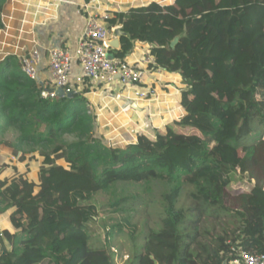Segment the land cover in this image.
<instances>
[{
  "label": "trees",
  "instance_id": "obj_1",
  "mask_svg": "<svg viewBox=\"0 0 264 264\" xmlns=\"http://www.w3.org/2000/svg\"><path fill=\"white\" fill-rule=\"evenodd\" d=\"M7 1L0 0V132H19L16 143H1L19 162L0 166V216L9 213L11 223L0 228V264H113L109 252L91 248L94 194L152 179L170 184L164 230L137 264H230L233 246L264 252V0L146 1L112 11L109 26L122 25L113 56L126 58L145 42L154 66L188 86L178 116L161 132L135 130L130 143L97 127L91 100L100 88L41 97V85L4 46ZM24 146L38 155L29 158ZM186 187L187 208L179 206ZM222 216L229 225L221 234L202 230ZM136 232L127 216L110 236Z\"/></svg>",
  "mask_w": 264,
  "mask_h": 264
},
{
  "label": "crops",
  "instance_id": "obj_2",
  "mask_svg": "<svg viewBox=\"0 0 264 264\" xmlns=\"http://www.w3.org/2000/svg\"><path fill=\"white\" fill-rule=\"evenodd\" d=\"M131 1L133 0H99V3L121 13L131 7ZM83 2L84 0L7 1L2 13L5 24L1 30L4 32V46L10 47L18 57L34 46L39 47L41 63L38 83L50 86L53 82L48 70L51 49L64 48L75 57L86 25L81 6ZM116 39L117 37L112 39L111 43ZM113 48L117 47L112 45ZM149 48V44L136 41L126 58L132 63L139 62L149 52ZM80 72L81 69L74 60L72 77ZM145 77L141 86L124 87L116 84L112 87L102 85L94 88L101 89L93 91L91 100V107H96L99 114L97 127L101 124L104 129L114 128L111 137L115 138H110L112 141L119 139L123 143L133 142L135 136L131 133L132 130L161 132L167 118L178 116L179 100L186 89L180 82V76L174 72H158L153 67H148ZM137 89L154 94L149 99H138L135 95Z\"/></svg>",
  "mask_w": 264,
  "mask_h": 264
},
{
  "label": "built area",
  "instance_id": "obj_3",
  "mask_svg": "<svg viewBox=\"0 0 264 264\" xmlns=\"http://www.w3.org/2000/svg\"><path fill=\"white\" fill-rule=\"evenodd\" d=\"M82 10L85 13L86 25L80 37L75 57L64 48L50 50L48 70L52 77L50 86L41 85V97L57 99L61 97L58 89L63 90V96L81 92L86 85L93 89L97 86L112 87L116 84L124 87L141 86L145 82L147 68L155 67L156 61L149 52L145 53L139 62L132 63L127 58L115 57L111 54L112 39L118 37L122 25L109 26L112 11L99 0H84ZM22 70L31 79L38 82V69L41 63V53L37 46L19 57ZM77 61L81 72L72 77L73 61ZM155 65V66H154ZM154 93L147 90H136L138 99H149ZM131 133L135 136V130ZM237 253L230 264H264V252L254 253L248 250L232 247Z\"/></svg>",
  "mask_w": 264,
  "mask_h": 264
},
{
  "label": "rangeland",
  "instance_id": "obj_4",
  "mask_svg": "<svg viewBox=\"0 0 264 264\" xmlns=\"http://www.w3.org/2000/svg\"><path fill=\"white\" fill-rule=\"evenodd\" d=\"M146 1L157 0H133L129 5L131 6L132 3L134 5L142 4ZM185 88L187 90L188 86L185 85ZM18 136L19 132L13 128L0 132V166L7 161L19 162V157L12 156L10 151L4 147L5 145L1 144L3 142L16 143ZM252 142L253 139L248 144ZM23 151L29 158L38 155V151L29 146H24ZM169 188L170 184L160 179L139 183L122 181L115 183L108 191L95 193L91 202L98 209V218L88 225L92 235V250L109 252L112 255L113 264H137L139 258L145 253L147 245L152 244L155 237L164 230L165 215L162 195ZM190 189V187H186L182 192L179 201L180 207L187 208L192 205V200L188 197ZM8 215L9 213L0 216V228L11 224ZM127 216H130L137 226L136 238L133 239L126 234H115L111 238L112 225L120 223ZM227 225H229L228 219L225 216H222L221 219L209 217L201 224L202 230L208 228L211 234H221Z\"/></svg>",
  "mask_w": 264,
  "mask_h": 264
},
{
  "label": "water",
  "instance_id": "obj_5",
  "mask_svg": "<svg viewBox=\"0 0 264 264\" xmlns=\"http://www.w3.org/2000/svg\"><path fill=\"white\" fill-rule=\"evenodd\" d=\"M121 34H122V31L121 30H119L118 31V37H117V39L113 42V43H111V45H113V46H115V47H119V44H120V36H121ZM177 41H178V39H176L174 42H173V45L175 44V43H177ZM57 93L60 95V96H63V90L62 89H58L57 90ZM75 93H70L68 96H72V95H74ZM224 264H227V263H224Z\"/></svg>",
  "mask_w": 264,
  "mask_h": 264
}]
</instances>
